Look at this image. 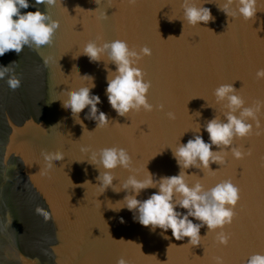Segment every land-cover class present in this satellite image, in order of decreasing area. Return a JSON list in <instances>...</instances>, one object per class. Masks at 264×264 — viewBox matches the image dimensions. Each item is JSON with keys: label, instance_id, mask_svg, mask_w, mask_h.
I'll return each mask as SVG.
<instances>
[{"label": "water", "instance_id": "95a60500", "mask_svg": "<svg viewBox=\"0 0 264 264\" xmlns=\"http://www.w3.org/2000/svg\"><path fill=\"white\" fill-rule=\"evenodd\" d=\"M182 2L57 0L40 5L60 22L53 42L0 57V65L17 62L15 74L21 80L12 90L7 82L11 73L0 79V264H116L121 256L129 264H216L217 257L224 264H246L249 255L264 253V111L259 115L260 135L234 143L251 149V156L236 160L229 152L225 164H211L213 171L187 170L193 174L191 183L211 188L231 179L240 188L236 217L223 229L230 236L227 246L217 240L219 229L203 226L200 245L191 246L190 238L177 241L170 229L162 234L159 228L152 231L135 222L127 209L112 210L127 193L109 188L102 194L96 186L99 172L81 151L128 150L131 168L113 172L117 190L129 175H176L179 168L168 147L192 138L197 122L203 126L216 115L223 119L226 110L213 95L217 87L231 83L247 105L264 100V80L255 75L264 68V3L258 4L254 20L245 21L219 10L224 0H196L208 2L203 6L214 19L192 27L180 20ZM116 39L152 50L139 66L151 81L149 102L163 104L164 111L121 117L110 107L105 62L78 55L89 41ZM108 67L115 70L114 64ZM85 74L95 78L92 92L103 101L98 108L109 117L108 127L84 119L88 109L80 114L81 125L63 107L67 91L90 85L80 76ZM168 111L174 120L167 118ZM200 134L208 142L203 127ZM55 152L64 159L48 171L43 154ZM154 191L145 190L138 198ZM37 208L50 218L37 214Z\"/></svg>", "mask_w": 264, "mask_h": 264}, {"label": "clouds", "instance_id": "9594fccd", "mask_svg": "<svg viewBox=\"0 0 264 264\" xmlns=\"http://www.w3.org/2000/svg\"><path fill=\"white\" fill-rule=\"evenodd\" d=\"M130 2L134 3L135 0ZM56 3L57 0H0V57L9 51H15L19 55L26 46H35L39 49L50 45L60 22L38 6ZM205 3L197 4L196 0H183L181 4L183 19L180 20L192 27H200L201 23L207 25L214 17L211 10L203 6ZM259 3H264V0H224L218 8L233 20L242 18L249 21L256 18ZM30 7L36 10L22 12ZM80 55L87 56L92 63L105 62L107 72L105 95L110 107L118 116H128L130 112L141 110L164 111L163 104L153 105L149 102L151 81L146 79L144 70L139 66L141 60L152 55V50L148 46L132 48L127 41L121 39L99 44L96 41H89L83 46L78 56ZM16 63L14 61L7 66L0 65V79L9 73L12 74L7 81L12 90L21 85L20 78L15 74ZM108 64H114L115 70L109 68ZM255 75L257 80H264V68L257 70ZM80 76L90 81V85L67 91L63 107L70 110L75 121L81 125L83 121L80 114L88 109L84 119L95 121L99 128L108 127L109 117L98 108L103 101L100 95L92 92L96 86L95 78L88 74ZM213 95L216 103L221 104L226 110L223 119L216 115L203 126L197 122L196 129L191 130L192 138L186 143L179 142L174 147H168L179 168L176 175L157 177L149 171L144 178L129 175L117 190L113 184L116 179L113 172L117 168L126 170L131 168L132 157L128 150L123 147L101 148L98 151L88 147L81 148V151L87 154L85 160L99 172L96 186L102 194L109 188L117 193L121 191L127 193L123 200L116 202L120 203V206L111 208L112 210L119 212L127 209L133 213L135 222L150 227L152 231L159 228L162 234H166L170 229L171 236L177 241L190 238L188 244L191 246L200 245V229L205 225L209 231L220 230L217 233L219 244L223 246L229 244L230 236L223 229L226 225L232 224L236 217V207L241 199L240 188L231 179L221 181L211 188H206L200 182L191 183L189 177L193 174H189L187 170L195 168L213 171L211 164H225L229 152L236 160L251 156V149L245 151L241 147H235L234 143L253 135H260L259 115L264 111V100L247 105L245 98L231 83L221 84L214 90ZM196 113L199 117L200 113ZM166 115L169 120L175 119V114L171 111ZM202 127L208 133V142L200 134ZM213 146L218 150L214 151ZM43 155L48 171L64 159L61 152ZM148 189L157 191L152 192L146 199H139L141 192ZM36 212L45 220L50 218L49 213L41 208H37ZM194 220L199 223H194ZM120 222L124 223L123 217L120 218ZM116 264H129V261L121 256ZM216 264H224L223 258L217 257ZM246 264H264V253L249 255Z\"/></svg>", "mask_w": 264, "mask_h": 264}]
</instances>
